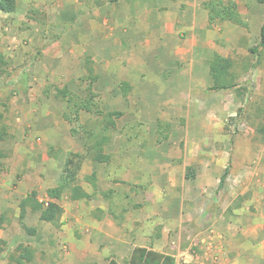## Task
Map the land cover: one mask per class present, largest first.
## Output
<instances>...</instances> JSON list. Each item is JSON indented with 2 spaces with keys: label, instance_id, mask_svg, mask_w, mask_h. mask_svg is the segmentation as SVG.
Instances as JSON below:
<instances>
[{
  "label": "rangeland",
  "instance_id": "1",
  "mask_svg": "<svg viewBox=\"0 0 264 264\" xmlns=\"http://www.w3.org/2000/svg\"><path fill=\"white\" fill-rule=\"evenodd\" d=\"M207 1L216 0H160L168 16L165 30L171 28L165 36L171 49L164 50H155L154 34L142 17H130L132 3L140 7L142 0H17L14 13L0 11V54L6 62L0 76V264H108L110 258L125 264L129 257L109 251L105 231L97 235L93 217L105 211L122 236L125 215L142 211L150 236L158 217L148 197L157 181H166L160 177L163 171H177L174 177L183 188L208 171L224 199L232 200L225 194L230 181L239 192L255 187L256 195L251 190L239 194V202L258 193L262 199L264 178L256 184L255 175L264 174V144L256 133L264 124V50L258 56L251 49L259 44L264 5L239 0L243 12L259 18L249 17L250 43H242L239 28H233L224 45L216 41L208 50L196 41L202 37L198 31L178 22L199 21L204 14L208 18ZM218 25L211 24L212 30ZM106 45L115 49H104ZM217 55L233 64L230 90L213 88L210 63ZM203 57L205 67L196 66ZM63 88L80 98L93 94L105 114L123 113L115 128L102 134L110 141L105 147L112 154L109 164L82 160L78 182L91 195L87 202L72 200L69 191L60 201L48 196L70 155L84 153L85 143L104 130L101 117L56 99V90ZM86 133L94 136L89 140ZM228 167L230 174L220 187ZM189 168L193 179H186ZM93 175L96 188L89 182ZM201 180L211 185V178L209 184ZM22 184L33 187L28 194L37 193L43 208L48 207L43 200L54 201L62 213L43 222L40 210L28 205V215L16 219ZM144 193L147 200L139 202ZM183 206L188 208L187 201ZM189 229L169 232L171 240L182 237L179 248L189 249L181 256L183 263L212 264L189 238L201 231ZM25 247L31 250L30 262L22 259Z\"/></svg>",
  "mask_w": 264,
  "mask_h": 264
},
{
  "label": "crops",
  "instance_id": "2",
  "mask_svg": "<svg viewBox=\"0 0 264 264\" xmlns=\"http://www.w3.org/2000/svg\"><path fill=\"white\" fill-rule=\"evenodd\" d=\"M235 1L246 26L235 25L231 22H223L219 23V25L212 30L209 17L207 18L205 14L199 21L196 20L195 17L192 20L187 21L184 19L178 22L180 25L189 26L188 29L191 31H198L199 35L202 37L198 40L196 39V41L199 42V44L204 42V44L208 46V50L209 48L211 50V48L215 46L216 41L224 45L228 40L230 29L233 28H239L242 43H250L251 32L248 28L250 26L248 23V20H250L249 17L255 18L254 20L256 21H258L259 18H257L255 14L248 15V11L243 12L239 6V0ZM142 2L140 7L132 3L129 12L130 17L138 18L139 16V18L142 17L144 19L143 26L154 34V41L151 42H155V50L171 49V47L165 45V43L168 42L165 41L166 32L171 31V28L165 30L169 25L168 21L165 22V18L168 19V16L164 15L163 3H160V0H142ZM252 4L255 7L261 6L255 2ZM261 22L263 25L264 21L262 20ZM246 29L247 33H245ZM148 30L143 32H148ZM260 31L259 29L257 33V37L259 38H257L256 41L258 42L260 41ZM125 42L126 41H124V43ZM106 46L107 47H104V49H115V47L111 45ZM199 47L202 48V46ZM143 49L146 48L143 47ZM205 57H203L196 66L202 65L205 67ZM211 58V56H208V63H210ZM106 63L107 62H105V64ZM81 65H84L83 62ZM121 73L123 72H119V74ZM121 79L123 81H128L123 76H121ZM64 134L69 140H72L67 131ZM106 154L112 156L110 153ZM93 173L96 172L94 171ZM174 174H177V171H169L168 173L163 171L160 177L165 178L166 181H163L161 185L157 181L156 184L150 188L148 199L157 206V210L154 211H156L158 217L157 222H155L157 227L150 230V236L147 233V217H145L142 211H129L127 215H125L124 219H126V222H124L125 228L122 236L116 234V226L114 223H111L112 219L105 211H103L100 216L93 217V227L97 229V235L99 236L100 234H98L99 230L105 231V236L108 238L107 243H109V251L116 257L123 258L127 256L130 258L136 247H146L155 251L170 253L176 257L177 264H184L181 256L187 253L189 249L184 250L182 247L179 248V245H181L183 241L179 234H183V230L189 227V231H201L198 237L189 235V238L204 250L203 256H207L208 260L212 259V264H215V261H221V259H223V261L219 264H264V208H262L264 194L262 195V199L258 193L256 198L253 196L254 198L251 200L243 199V202H239V194H247L248 191L251 190L256 195L255 187L248 188L246 193H244L245 191L243 192L242 187L240 189L242 192H239V189L234 188L230 181V187H226L227 190L225 191V194L228 193V196L230 195V197H232V200L229 201L227 196L226 199H224L218 194L221 191L218 190L219 187L217 189L215 185H213L216 177L211 172H199L195 180L188 181L186 184L187 186L184 188L180 187ZM255 176H258L255 177L257 179L260 177L264 178L263 173ZM232 177L234 181H236L239 175L235 174ZM202 178H206L208 184L210 181L209 178H211V185L209 187L207 184L205 185L201 180ZM26 181L27 180H24L22 183L24 184ZM259 181L260 179L256 181V184ZM32 191V186L26 187L23 185L19 188L20 199H24ZM86 191L88 192V190ZM139 198L141 199L139 202L146 201L147 194H140ZM20 201L17 202L16 219L24 218L21 215L22 201ZM82 201L87 202V200ZM170 201L172 202L170 203ZM185 201H187L188 205L186 210L183 206ZM249 202L250 205L248 204ZM253 204H257V212L252 211ZM28 213L26 208L25 215L27 216ZM136 215H138L139 218L133 219L132 217ZM116 224L118 225L119 223L117 222ZM170 228L173 229L172 232L179 233L176 239L172 237V239L175 240H171L169 237ZM34 232L35 231H31V233ZM108 232L110 234H108ZM92 246H94V244H90L89 248ZM175 250L179 252L175 253ZM188 257H191V259L196 258V256L192 254H189ZM184 262H187V260Z\"/></svg>",
  "mask_w": 264,
  "mask_h": 264
},
{
  "label": "trees",
  "instance_id": "3",
  "mask_svg": "<svg viewBox=\"0 0 264 264\" xmlns=\"http://www.w3.org/2000/svg\"><path fill=\"white\" fill-rule=\"evenodd\" d=\"M258 4H264V0H254ZM17 0H0V11L4 13H14L17 10ZM205 8L209 14V22L223 23L231 22L235 25L246 26L241 14L238 11V6L234 1H207ZM260 49L264 50V24L260 31L259 44L251 49V53L254 55L260 54ZM3 65H6L4 56L0 54V76L4 73ZM211 76L215 82L213 86L214 90H230L234 87V78L231 75V69L233 64L230 60L217 55L210 63ZM56 99L73 103L74 106L80 108L83 111L91 115H96L102 118L101 124L104 125V130L100 131L99 135L95 138V141H87L83 146L84 153L71 154L67 163L63 167V171L60 174L56 187L48 190V196L51 199L60 201L66 192H70V198L74 201L89 200V195L79 184L78 174L81 170L82 160L91 157L93 161L98 163H108L111 157L105 153V147L110 142L106 135H102L103 131L109 132L110 129L115 128V120L123 116L121 112L103 113V111L95 103V96L80 98L72 94L69 89H57ZM74 133V131H73ZM256 133L259 138V142L264 144V124L260 125L256 129ZM87 138L94 136L93 134L86 133ZM90 140V139H89ZM189 172L186 175V179H193L195 177L192 169L189 168ZM230 174V168L225 170V173L220 179V187L225 183L227 177ZM94 176L89 178V182L96 188L94 182ZM31 205L36 210H40V219L43 222H53L61 213L62 208L59 204L50 202L49 206L43 208L37 200V193H32L26 199L21 202V215L24 216L26 212V206ZM24 255L22 259L31 261V250L28 247L23 249ZM108 264H122L115 258H110ZM125 264H177L176 257L170 253L159 252L146 247H136L129 260Z\"/></svg>",
  "mask_w": 264,
  "mask_h": 264
},
{
  "label": "built area",
  "instance_id": "4",
  "mask_svg": "<svg viewBox=\"0 0 264 264\" xmlns=\"http://www.w3.org/2000/svg\"><path fill=\"white\" fill-rule=\"evenodd\" d=\"M43 202H44V204H45L46 206H49V204H50V203H49L50 201H48V200H43Z\"/></svg>",
  "mask_w": 264,
  "mask_h": 264
}]
</instances>
